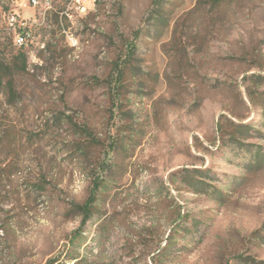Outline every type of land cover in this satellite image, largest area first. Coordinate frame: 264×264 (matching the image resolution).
Here are the masks:
<instances>
[{
	"label": "rangeland",
	"instance_id": "1",
	"mask_svg": "<svg viewBox=\"0 0 264 264\" xmlns=\"http://www.w3.org/2000/svg\"><path fill=\"white\" fill-rule=\"evenodd\" d=\"M152 1L0 0V264H264V0Z\"/></svg>",
	"mask_w": 264,
	"mask_h": 264
},
{
	"label": "trees",
	"instance_id": "2",
	"mask_svg": "<svg viewBox=\"0 0 264 264\" xmlns=\"http://www.w3.org/2000/svg\"><path fill=\"white\" fill-rule=\"evenodd\" d=\"M163 3V0H153L152 4L154 7H159L161 6ZM128 48V55L126 57V59L128 58V60H132L134 59L135 53H136V46L135 43L132 44H128L126 46ZM3 54L2 52H0V81H2L4 78L9 79L7 81V88H8V92H9V96L14 97L16 95V92L14 90V87L12 86V75L14 72H21L24 71L26 69V58L24 56V54L22 53H18L17 56H15L13 58V62L11 64H5V59L3 58ZM126 60V61H128ZM126 61L123 63V66H118V64H116V70H118L119 72V81L122 80V78L124 77V69H125V64ZM250 131V127L248 126H241L238 129V133L241 135H247ZM195 177L192 173H190L189 171H185L184 172V178H183V183H185L186 185H188L189 187H191L192 189H196L197 188V182L194 183ZM202 188V186H201ZM93 198V197H92ZM89 198L83 205H76L74 206L75 209L78 210V215H83L85 217H89L91 215V209L93 207V199ZM81 237V235L77 236L74 240H72V243L74 244L75 240L79 239ZM73 261V260H72ZM47 264H59L58 261L56 260H49V262Z\"/></svg>",
	"mask_w": 264,
	"mask_h": 264
},
{
	"label": "built area",
	"instance_id": "3",
	"mask_svg": "<svg viewBox=\"0 0 264 264\" xmlns=\"http://www.w3.org/2000/svg\"><path fill=\"white\" fill-rule=\"evenodd\" d=\"M88 3H91V0H68V8H74L78 14H82L87 11ZM14 4L18 8L32 7L45 10L49 8L50 0H45L44 6H37V0H17ZM4 19V23L8 27V30L14 33L13 43L16 48H24L33 40V34L31 31L32 24L21 20L19 14L15 12V10L8 12ZM2 23L3 21L0 16V26ZM33 23H36V21L34 20ZM43 47L44 46H42V48Z\"/></svg>",
	"mask_w": 264,
	"mask_h": 264
},
{
	"label": "bare ground",
	"instance_id": "4",
	"mask_svg": "<svg viewBox=\"0 0 264 264\" xmlns=\"http://www.w3.org/2000/svg\"><path fill=\"white\" fill-rule=\"evenodd\" d=\"M91 1H93V0H91ZM45 5V0H37V6L38 5ZM90 5V3H88V6ZM90 7V6H89Z\"/></svg>",
	"mask_w": 264,
	"mask_h": 264
}]
</instances>
